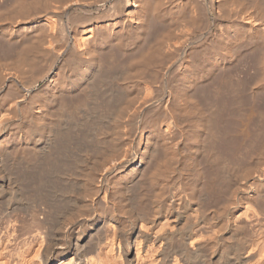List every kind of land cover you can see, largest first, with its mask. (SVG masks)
<instances>
[{
    "label": "bare ground",
    "instance_id": "obj_1",
    "mask_svg": "<svg viewBox=\"0 0 264 264\" xmlns=\"http://www.w3.org/2000/svg\"><path fill=\"white\" fill-rule=\"evenodd\" d=\"M12 2L0 264H264V0Z\"/></svg>",
    "mask_w": 264,
    "mask_h": 264
},
{
    "label": "rangeland",
    "instance_id": "obj_2",
    "mask_svg": "<svg viewBox=\"0 0 264 264\" xmlns=\"http://www.w3.org/2000/svg\"><path fill=\"white\" fill-rule=\"evenodd\" d=\"M12 3H13L12 0H0V4L3 5L2 8H0V10H3V8L5 9V7H6V8L9 7ZM5 5H6V6H5ZM0 46H1V48H0V49H1L0 54H1L3 57H4V56L6 57V56L9 54L8 48L6 47L7 45L4 44V43H3V44L1 43ZM2 52H5V53L3 54ZM5 54H6V55H5ZM1 55H0V56H1ZM2 56H1V57H2ZM3 57H2V58H3ZM7 57H8V56H7ZM236 65H237V64H236ZM26 73H27V72H25L24 74H26ZM234 73L236 74V70L233 72V74H234ZM27 74H28V73H27ZM27 74H26V75H27ZM256 78H257V77H256ZM40 85H43V82H41ZM247 88H248V87H247ZM244 90L246 91V88H244ZM261 94H262V93H261ZM262 96H263V95H260V96H259L260 98L256 99L257 102H256V105H255V106H256V108H258L259 111L264 110V108H263V107H264V96H263V97H262ZM198 98H199V96H198ZM198 98H197V99H198ZM262 98H263V99H262ZM260 99H262V100H260ZM198 100H199V99H198ZM200 100H201V102L205 101V100H203V99H201V98H200ZM259 101H261V103H260ZM201 102H200V103H201ZM258 102H259V103H258ZM203 103H204V102H203ZM203 103H201V104H203ZM229 103H230V104H229ZM229 103H228V107H230V108L232 109V107L230 106V105H232V104H231V102H229ZM259 104L262 106V108H261V106H260ZM228 107H227V109H228ZM259 107H260L262 110H260ZM228 110H229L230 112H229ZM228 110H225V112H229L228 114H227V113L225 114V112H223V113L225 114L224 117H226V118L228 119V120L224 119V120H225V121H224V128H225V125H226V126H227V127H226L227 130H224L226 134H225V138L223 139V143H225V144H224L225 147H226V146H227V147H233L234 144L237 145L238 142H239V139L236 140L237 137L235 138V135H236V136L238 135V131L240 130V128H239V127H237V128H233V127L239 125V124H238V123H239V119H237V118H238V117H237V116H238L237 113L235 114V112H232V110L234 111V109H232V110L228 109ZM262 112H264V111H262ZM224 114H223V115H224ZM232 115H233V116H232ZM234 115H235V117H236L235 119L233 118ZM229 117H230V118H229ZM227 121H228V122H227ZM229 121H230V122H229ZM231 121H233L234 123H233V122L231 123ZM236 121H237V123H236ZM226 123H227V124H226ZM233 125H234V126H233ZM230 126H231V128H230ZM229 128H230V129H229ZM232 129H233V130H232ZM237 129H238V130H237ZM227 132H228V133H227ZM230 132H231V133H230ZM232 132H234V133H232ZM235 132H236V133H235ZM228 134H230V135H228ZM226 135H227V136H226ZM233 136H234V137H233ZM226 137H228L229 139L226 138ZM232 137H233V140H232ZM227 139H228L229 141H228ZM231 140H232V141H231ZM236 141H238V142L235 143ZM229 143H233L232 146H231V144H229ZM52 264H53V263H52Z\"/></svg>",
    "mask_w": 264,
    "mask_h": 264
}]
</instances>
